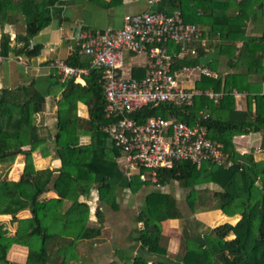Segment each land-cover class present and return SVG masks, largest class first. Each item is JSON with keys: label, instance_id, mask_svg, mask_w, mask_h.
<instances>
[{"label": "trees", "instance_id": "trees-1", "mask_svg": "<svg viewBox=\"0 0 264 264\" xmlns=\"http://www.w3.org/2000/svg\"><path fill=\"white\" fill-rule=\"evenodd\" d=\"M60 1L0 0L2 28L5 25L24 23V33L15 38L17 43L23 44L22 48L17 49V55L29 58L38 56L40 48L30 49L31 40L51 25L54 19L52 10ZM86 1L104 9L124 3V0ZM247 2L248 0H242L237 5L239 10L246 9ZM224 5H227L224 0H171V11L167 13L181 10L185 22L199 25L203 22L204 13L209 14ZM202 41L195 44L197 55L194 57L205 54ZM11 43L10 34L3 32L0 45L3 56H9ZM249 46L250 44H244L241 52L243 59L247 58ZM170 48L172 51H179V46L174 43H171ZM191 57L193 56L177 61L173 68L180 70L189 63L187 60ZM67 63L74 67H88L91 59L87 60L75 51ZM206 69L214 72L209 64ZM140 76L134 74V78L143 77ZM247 77L248 72L240 71L219 75L217 78L202 74L196 88L201 91L211 89L215 93L224 92L223 97L215 100L203 92L194 98L191 105L161 104L157 107H145L135 113L134 117L140 122L157 116L174 117L192 127L206 128L210 140L224 144L234 165L227 168L207 162L198 167L184 161L176 163L171 169H158V184H153L155 190L146 198L147 208L139 215V221L143 223L139 235L143 250L133 260L127 259L128 263L264 264V159L256 161L252 155H245L243 158L247 162L242 163V156L234 144L236 136L261 133V147L264 150V95L249 96V107L245 110H239L236 105L234 91H248L245 85ZM102 78L103 70L93 69L85 77L84 86L73 80L61 84L64 91L58 101L60 120L55 135L50 131L44 134L43 127L38 123L37 115L45 108L46 96L35 87L34 82L12 90L4 89L0 95V167L11 168L17 163L19 156H25L19 181H10L0 176V216L11 215L19 224L18 233L26 236V264H71L79 258L74 250L75 244L99 233L86 227L89 208L78 201L79 194L75 190L77 185L84 189L91 188L93 175L88 171L86 162L93 153V147L81 146L78 135L73 141L70 138L74 133L72 122L78 117L76 112L80 102L89 107L90 122L96 128L108 126L114 121L105 116ZM51 144H56L62 162L58 175L50 168L38 170L34 162L33 154L40 151L47 157ZM143 173L146 170H141L137 176L132 177L131 183L134 185L136 181L140 182V175ZM150 183L148 181L144 184ZM172 183H178L188 191L186 199L181 203L175 195L163 191V187ZM211 183L218 186L213 189L211 198L215 206L225 216L239 215L240 219L235 224L224 223L213 229L201 230L203 224L194 218V212L200 191ZM50 190L56 191L59 198L46 203L36 200L40 193ZM66 201L72 203L64 211ZM26 209L31 211L33 218L19 219L18 214ZM50 219L57 223L55 227L61 228L73 240H57L56 231L52 227L54 224H47ZM174 219L188 222L184 231L187 248L181 261H175L173 256H169L168 240L164 232V223ZM15 243V237L0 238V264H11L8 254Z\"/></svg>", "mask_w": 264, "mask_h": 264}, {"label": "crops", "instance_id": "crops-1", "mask_svg": "<svg viewBox=\"0 0 264 264\" xmlns=\"http://www.w3.org/2000/svg\"><path fill=\"white\" fill-rule=\"evenodd\" d=\"M224 1L227 5L202 15L204 19L199 26L204 32L202 46L206 51L204 55L189 58L187 65L206 69L209 64L214 68V72L211 73L215 78L235 71L248 72L245 80L248 91L242 93L234 91L237 108L245 110L249 107V96L264 95V0H248L247 8H241V10L237 5L242 0ZM155 7L157 9L153 10ZM171 7V0H160L155 4H152L150 0H124L122 5L111 9H104L86 0H61L52 10L54 19L51 25L31 40L30 49L40 48L38 56L32 58L16 53L23 44L17 43L15 38L24 31L17 32L16 25H5L4 28L0 26V45L3 32L9 33L12 40L9 58L0 62V95L4 89L12 90L34 82L35 87L46 96L45 108L37 115L38 123L43 127L44 134L50 131L55 135L60 120L58 101L61 100L64 91L61 84L66 82L61 80V76L51 67V63L54 60L67 62L78 49L77 37L81 31L97 34L107 29H119L123 27L127 17L148 10L169 12ZM244 44H250V46L247 48V58L243 59L241 52ZM83 58L91 59L88 56ZM147 60V56H134L130 53L129 62L125 63L124 74L127 77H134V74L144 77ZM200 76L198 70L192 72L188 78H185L184 87L200 91L201 94L213 92L211 89L201 91L196 88ZM74 82L86 85L85 78ZM213 93L219 96L218 99L224 94V92ZM254 106L253 104V109ZM76 113L78 117L72 122L74 133L70 140L73 141L78 135L81 146L93 147V153L86 162L88 171L93 175V183L90 189L77 185L75 190L79 194L78 201L89 208L86 227L99 233L75 244L74 250L79 258L71 264H110L112 262L130 264L127 259L133 260L143 250L139 240L143 223L139 221V215L146 210V198L155 190V187L152 183L144 184L141 180L133 185L127 177L124 156L114 146L106 126L96 128L91 124L89 107L84 103H78ZM261 142V133L236 136L234 144L237 152L242 156L240 162H247L243 158L245 155H252L256 161H262L264 150ZM57 149L56 144H51L47 157L40 151L35 152L33 157L36 168L38 170L50 168L58 175L62 162ZM24 164L25 156L21 155L17 163L8 169V180L19 181ZM137 175L138 173L134 174V176ZM106 185L109 187L106 188ZM176 185L172 183L163 187V191L175 195L181 203L183 199ZM206 188L213 190L218 186L211 183L204 189ZM57 198L59 194L50 190L40 193L36 200L46 203ZM70 203L72 202L64 203V211L68 209ZM18 218L29 220L33 216L31 211L26 209L18 214ZM195 219L205 226L204 223L211 222L222 224L232 223V220L237 222L240 216H225L215 207L210 211L197 213ZM15 222L11 215L0 216V238L16 236L19 224ZM171 222L180 223L181 220L174 219L164 223V232L165 234L167 232L166 236L169 237L167 239L169 256H173L175 261H181L186 253L187 239L184 237V232L176 237L170 235L167 226ZM47 224H54L52 227L56 231L57 240H73V237L67 236L61 228L55 227L57 223L53 219L48 220ZM18 237H16L14 248L8 254V260L11 264H26L27 245L22 242L24 239L20 241Z\"/></svg>", "mask_w": 264, "mask_h": 264}, {"label": "built area", "instance_id": "built-area-1", "mask_svg": "<svg viewBox=\"0 0 264 264\" xmlns=\"http://www.w3.org/2000/svg\"><path fill=\"white\" fill-rule=\"evenodd\" d=\"M159 1L150 0L152 4ZM202 37L199 25L185 22L181 10L171 13L148 10L127 17L119 29L97 34L81 31L77 37V54L89 56L90 66L74 67L63 60L51 63L63 82L85 78L93 69L103 70L105 116L114 120L106 128L114 146L124 156L128 180L146 170L140 175L141 181L158 184V169H171L184 161L198 167L207 162L227 168L234 165L224 144L210 140L204 127H192L174 117L157 116L145 122L134 117L136 112L149 106L191 105L201 94L184 87L185 78L195 70L200 75L212 76L211 72L188 65L180 70L173 67L177 61L197 55L195 44ZM171 43L179 46L178 52L171 50ZM125 51L134 56H147L143 78L124 74ZM8 58L0 52V62ZM206 94L215 100L219 97L213 92Z\"/></svg>", "mask_w": 264, "mask_h": 264}, {"label": "rangeland", "instance_id": "rangeland-1", "mask_svg": "<svg viewBox=\"0 0 264 264\" xmlns=\"http://www.w3.org/2000/svg\"><path fill=\"white\" fill-rule=\"evenodd\" d=\"M156 9H157V7L153 8V10H156ZM24 30H25V27H24V23L23 22H21L18 25H16V31L17 32H22ZM128 53H129L128 51H125V63L126 64L129 62V54L130 53L129 54ZM8 169H10V168H8L7 166H1L0 167V176H1V178L5 177V178L8 179V175H9V172H8L9 170ZM175 184H177L176 186H178V189H179L180 195H181V199L185 200L186 196L188 194V191L186 189H183L178 183H175ZM212 195H213V190L212 189H205V190H201L200 191L199 201H197L196 210L194 212L195 218H196V214L197 213H200L201 211L207 212V211H210V210H212V209H214L216 207L215 204H214L213 199H211ZM199 222H201V221H199ZM231 222L232 223H236V220H232ZM187 223L188 222H186L185 220L184 221L181 220L180 223L171 222V224L169 223V225L167 226V230L169 231L171 236H174V237L179 236L180 234H182L185 231V228L187 227L186 226ZM204 224H205V226H202L201 230H203V229L204 230L213 229V228L221 225L222 223L211 222V223H204ZM17 231L18 230H16V236H14V237L16 238V237L19 236L18 237L19 240L20 239H22V240L24 239V241H22V242H24V244L27 245V238L24 235V233H18ZM166 235H167V232H166ZM167 239H169V237H167ZM186 243H187V241H186ZM186 248H187V245H186Z\"/></svg>", "mask_w": 264, "mask_h": 264}]
</instances>
